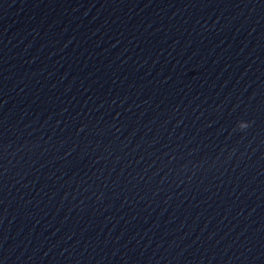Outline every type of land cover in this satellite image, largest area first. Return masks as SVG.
Masks as SVG:
<instances>
[{
  "label": "water",
  "instance_id": "95a60500",
  "mask_svg": "<svg viewBox=\"0 0 264 264\" xmlns=\"http://www.w3.org/2000/svg\"><path fill=\"white\" fill-rule=\"evenodd\" d=\"M0 264H264V0H0Z\"/></svg>",
  "mask_w": 264,
  "mask_h": 264
}]
</instances>
